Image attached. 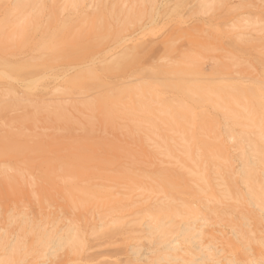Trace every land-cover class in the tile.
<instances>
[{"label": "bare ground", "instance_id": "bare-ground-1", "mask_svg": "<svg viewBox=\"0 0 264 264\" xmlns=\"http://www.w3.org/2000/svg\"><path fill=\"white\" fill-rule=\"evenodd\" d=\"M0 264H264V0H0Z\"/></svg>", "mask_w": 264, "mask_h": 264}, {"label": "rangeland", "instance_id": "rangeland-1", "mask_svg": "<svg viewBox=\"0 0 264 264\" xmlns=\"http://www.w3.org/2000/svg\"><path fill=\"white\" fill-rule=\"evenodd\" d=\"M57 10H58V8L55 6V11L57 12ZM59 11V10H58ZM57 14H58V12H57Z\"/></svg>", "mask_w": 264, "mask_h": 264}]
</instances>
